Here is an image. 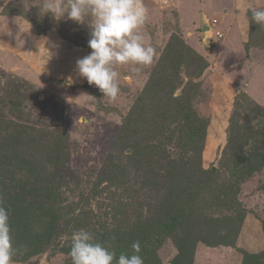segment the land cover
Wrapping results in <instances>:
<instances>
[{
  "label": "rangeland",
  "instance_id": "374dc122",
  "mask_svg": "<svg viewBox=\"0 0 264 264\" xmlns=\"http://www.w3.org/2000/svg\"><path fill=\"white\" fill-rule=\"evenodd\" d=\"M39 3L0 0V203L19 249L14 264H68L71 235L81 228L110 248L139 241L143 252L174 216L182 225L144 264H264V28L251 19L264 0H144L140 31L156 56L150 66H117L120 93L114 102L102 95V107L75 70L91 52L81 46L88 25L41 15ZM204 17L222 35H212V48L202 40ZM199 58L208 66L202 75ZM172 86L175 97L196 90L208 124L201 160L187 155L200 162L190 186L227 183L236 168L233 194L190 200L171 187L178 126L143 141L151 155L144 168L126 150H140L141 138L117 145L135 100L154 99L157 108ZM27 186L39 192L30 196ZM22 192L26 214L18 219L11 199Z\"/></svg>",
  "mask_w": 264,
  "mask_h": 264
},
{
  "label": "clouds",
  "instance_id": "9594fccd",
  "mask_svg": "<svg viewBox=\"0 0 264 264\" xmlns=\"http://www.w3.org/2000/svg\"><path fill=\"white\" fill-rule=\"evenodd\" d=\"M37 6L41 15L50 13L56 21L88 25L91 52L77 59L75 70L111 102L116 101L120 93L117 66H150L154 61L156 49L145 44L140 31L149 15L144 0H40ZM251 19L264 28V9H251ZM17 39L23 43L19 35ZM131 249V255L121 253L117 257L110 246L81 228L73 231L68 254L71 264H144L140 242H133ZM18 252L9 210L0 203V264H14Z\"/></svg>",
  "mask_w": 264,
  "mask_h": 264
},
{
  "label": "trees",
  "instance_id": "16d2710c",
  "mask_svg": "<svg viewBox=\"0 0 264 264\" xmlns=\"http://www.w3.org/2000/svg\"><path fill=\"white\" fill-rule=\"evenodd\" d=\"M253 25L255 26L254 23ZM66 38L70 40V38L68 37ZM74 41L77 40H71V42L75 43ZM87 42L88 41L82 42L81 46L90 50ZM76 44H78V42ZM199 59L202 62H204V66L200 71L202 75L207 70L208 66L203 58L202 59L199 58ZM160 86L161 85L159 84L158 85L159 89ZM85 87L90 89L91 94L98 99V104L100 107H102V103L100 101V98L102 97V93L99 91V89L96 88L95 86L91 87V85H89L88 83H86ZM175 88L177 87L172 86V90L168 93V95L163 96L162 101L166 99V101L163 102L164 105L161 104V101H159L157 108L154 106L155 104L154 99L148 102L143 97L137 98L133 103L129 114L124 118V126L123 129L121 130V136H119L118 138L117 145L120 146L121 144L130 143V142L136 143L137 142L136 138H138V140L141 138V142L139 140V143L141 144L140 150H138L139 147L137 148V144L130 145L129 147L127 146L128 148L126 147L127 148L126 150L131 151L132 158H137V168H144L149 163V161L147 160V156L151 157V155L143 154V149H145V147H143L142 145L144 144L143 141L144 142L147 141V138L150 139V140L148 139L149 141L156 140L158 135H160L163 132H166L165 130L168 129L165 128L166 126L168 127L178 126L181 128L182 143L181 146L178 147V153L176 152L174 158L171 159L173 160L172 165L171 162H169L171 169L167 172V178H166L167 180L174 179V181H176L172 183L171 187L172 188L180 187L183 196H185L186 199L188 197L190 200H193L194 198L196 199L198 195L206 194V193H209L211 194V196L216 198L225 197L230 192L231 194H233L237 186L236 184L238 181L237 180L238 175L240 174V171L236 170V168L230 170L231 173L229 176V182L227 183L221 184L219 182H215L214 180L217 179L213 178L209 180L210 184L207 183L203 184L201 183L202 181H200L190 186L192 176L194 174H197L199 171L198 167L200 162L189 163L190 159L187 155L192 154L194 156H198L197 159L201 160L200 156L204 146L203 143L205 141L206 129L208 124L201 118L198 111L196 110L195 104H197V100L194 99L196 90L192 91L187 88L181 96L175 97L174 95ZM261 112L263 114V120L260 123V128L261 130H264V108L262 109ZM150 119L152 124L155 126L144 124L148 122ZM157 126L159 127L163 126V127L160 130H155V127ZM152 134L154 135L151 138L150 136ZM32 168L33 167L30 165L31 170ZM212 172H214L215 176L218 174V171H212ZM23 190H27L26 193H28L30 196L34 195V192H39L34 189L31 190L30 186L24 187ZM20 197L22 198L25 197V193L22 192V194H17L15 197H13L11 199L12 200L11 204L14 207V214L17 213L16 218L24 219L26 213L22 209L23 208L22 203L19 200ZM239 211L244 213L241 209ZM239 216L241 218V215ZM190 217H191V212H189V218ZM16 223H18V221ZM181 225H182V219L180 216H174L171 222L167 224H162L159 227L158 231L153 235V240L143 244L144 251L140 252L142 258L148 259L146 257H148L149 254L152 253L156 254V252L160 248V245L164 237L175 232V230ZM111 250L115 251L117 257L121 253L129 254V255L132 254L131 248L115 247V248H111ZM68 264H71V261Z\"/></svg>",
  "mask_w": 264,
  "mask_h": 264
},
{
  "label": "water",
  "instance_id": "95a60500",
  "mask_svg": "<svg viewBox=\"0 0 264 264\" xmlns=\"http://www.w3.org/2000/svg\"><path fill=\"white\" fill-rule=\"evenodd\" d=\"M202 30L204 32L203 35V43L205 46H207L208 48H212L213 42H212V35L210 33V28L207 22V19L204 17L202 20Z\"/></svg>",
  "mask_w": 264,
  "mask_h": 264
},
{
  "label": "built area",
  "instance_id": "2783aa9c",
  "mask_svg": "<svg viewBox=\"0 0 264 264\" xmlns=\"http://www.w3.org/2000/svg\"><path fill=\"white\" fill-rule=\"evenodd\" d=\"M216 23L213 22V24L209 23V28H210V32L211 35H215L217 37H222L221 33L219 31L216 30Z\"/></svg>",
  "mask_w": 264,
  "mask_h": 264
},
{
  "label": "crops",
  "instance_id": "0c3cea01",
  "mask_svg": "<svg viewBox=\"0 0 264 264\" xmlns=\"http://www.w3.org/2000/svg\"><path fill=\"white\" fill-rule=\"evenodd\" d=\"M200 1V0H199Z\"/></svg>",
  "mask_w": 264,
  "mask_h": 264
}]
</instances>
